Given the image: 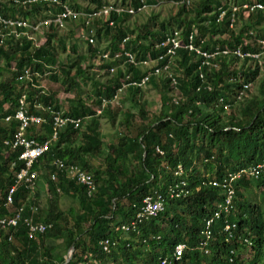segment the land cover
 I'll list each match as a JSON object with an SVG mask.
<instances>
[{"label":"trees","instance_id":"obj_1","mask_svg":"<svg viewBox=\"0 0 264 264\" xmlns=\"http://www.w3.org/2000/svg\"><path fill=\"white\" fill-rule=\"evenodd\" d=\"M71 1L74 4L71 6L83 8L76 0ZM146 1L149 5L160 0ZM166 1L177 2L179 8L175 15L162 21L157 15H152L146 23H134L131 27L130 19L134 14L125 10L112 12L105 22H97L98 44L104 39L110 41L104 51L87 44L86 54L81 53L79 45L73 42L72 54L63 60L58 56L60 40L53 26L40 47L26 38L15 42L11 38L0 46L6 64V69L0 71V219L11 212L4 201L14 184L15 173L23 166L18 160L20 150L3 145L4 139L18 132L20 123L14 118L11 121L5 118L15 115L23 95L29 105L39 101L43 106L51 105L56 110L63 108L56 93L37 88L36 85H40L38 77L34 76L32 81L24 84L20 79L23 70L30 68L40 74L52 71L50 78L62 82L66 91H76L67 115L83 119L78 129L70 125L63 128L44 159L36 164V170L43 167L46 172L40 171L36 191L20 186L14 197V208L24 207L23 217L29 216L36 222L48 224V230L44 235L30 239L23 223L8 231L0 227V264H65L72 245L75 249L68 264H155L164 258L174 261V250L180 243L188 247L182 258L183 264H264V208L246 197L243 201L245 195L242 193V188L251 190L253 182L262 188L264 200V173L250 179H237L233 183L237 190L235 205L238 211L234 217L237 224L235 236L225 241L222 224L218 222L214 228L215 240L209 247L210 254L206 255L196 248L202 237L204 218L222 197L219 188L203 185V175L209 174L206 178L211 180H222L230 170L264 164V80L259 87L261 96L250 95L264 63L258 65L255 60L240 61L234 56H220L211 59L209 65H202L203 59L196 52L180 49L177 51L176 66L172 69L181 93L179 103L172 101V80L167 75H153L148 85L160 94V112L152 114L147 111L142 100L143 89L128 88L126 97L133 108L138 106L141 124L133 128L132 123L137 116L131 107L109 105L106 112L112 126L124 129L115 136L117 141L111 143H105L100 131L104 118L100 115L104 112L97 114V111L102 106V99L112 98L127 73L131 74V81L145 75L141 67L127 65L125 55L115 59L117 53L123 52L122 46L124 54L129 52L139 60L148 54L157 58L169 47L156 48V44L166 40L167 33L177 28L188 35L193 25L198 28L194 44L211 52L217 46H236L249 30H254L258 37H264L263 11L252 13L248 18L242 11L236 12V27L243 19L242 29L236 32V28H229V5L224 6L228 10L224 21L220 24L216 21L222 0H190L189 4L183 0ZM90 2L92 5L85 10L100 8L106 3L104 0ZM129 2L122 0L126 8L134 6L139 9L142 6L140 0ZM11 4L13 7L10 9L0 5V14L14 16V13H20L28 19L32 13L48 8L40 4L17 8L14 1ZM242 47L243 50H260L254 41ZM61 50L65 51L64 45H61ZM105 51H108V58L102 57V54H107ZM87 55L100 62V68L106 72L114 68L113 74H107L105 79L100 73L89 74L88 67L84 66L88 63ZM118 62L125 67L118 68ZM12 64L15 69L11 70ZM254 64L257 65L255 69L252 68ZM5 72L11 77L4 78ZM247 82L252 83L249 96L237 101L243 83ZM87 84H91L92 91L86 100L81 94ZM221 97L233 103V107L241 104L239 110L235 112L232 106L225 109L218 105ZM6 104L9 108L5 112ZM28 109L38 112L33 106ZM44 130L46 136H39L40 141L50 135L51 126L46 125ZM29 133L35 134L32 129ZM157 147L163 154L156 150ZM57 158L80 166L92 176L96 188L90 191L86 184L51 166ZM179 166L183 167V172L176 176L174 172ZM177 181L187 183L191 191L189 196L179 199L170 197L169 187ZM44 187L48 188L51 197L41 204L40 193L45 191ZM157 193L165 195L166 211L156 218H147L140 225L139 234L128 233L124 235L128 239H122L123 231L119 225L136 218L143 199ZM63 197L77 200L79 208L63 210L60 206ZM34 203L38 208L32 213L29 207ZM247 237L254 244L252 259L243 257L241 252ZM107 238L118 243L110 254L101 245V241ZM59 239L65 242V254L59 255L50 242ZM232 250L238 253L232 255Z\"/></svg>","mask_w":264,"mask_h":264},{"label":"built area","instance_id":"obj_2","mask_svg":"<svg viewBox=\"0 0 264 264\" xmlns=\"http://www.w3.org/2000/svg\"><path fill=\"white\" fill-rule=\"evenodd\" d=\"M15 5H20L21 7H30L29 5L40 4L47 5V9L43 11L44 16L41 17V20L38 18L26 19L20 16L19 13H14L12 15H3L0 14V46L5 45L9 39L13 38L14 42L26 38L27 40L34 41V45L40 47V44L43 41H46V33L50 30L51 26L55 27L57 31L63 30L67 27L68 24L74 23L80 26L81 34L83 39L88 45L96 46V35H97V22H105L111 15L112 12H121L129 11L132 14H138L143 12L147 8L146 0H140L142 5L139 9H136L134 6L125 7L122 4V0H119L115 3H105L100 8L93 7L90 10L77 9L68 1L63 0H13ZM187 4L190 3V0H183ZM222 6L218 8V17L217 23H222L224 18L227 15L228 10L224 7L229 5L231 14L229 17V28H236V18L235 14L238 11H242L245 18H248L252 13L257 11L264 12V2H259L257 0L238 2L236 0H222ZM131 4V0L129 2ZM112 24V23H111ZM188 35H184L181 29H173L166 35V40L162 44H156V48L162 46H169L167 50L160 54L157 58H153L150 54L144 59H137L134 54L125 52L124 46L121 47V51L115 55V59H120L122 56H126L127 59L125 63L127 65H132L135 67H141L145 75L140 79L130 80L131 74L127 73L126 76L120 80V85L116 88V91L111 99H102V106L98 109L97 114H101L102 111L111 106H121V97L126 94L128 88H141L144 89L148 86L149 81L153 75L162 76L167 75L169 79L172 80L173 92L171 94L172 101L175 104H178L180 101L181 93L178 87L176 79L173 77L172 69L176 66L177 60V51L180 49H186L189 51L196 52L199 57L203 59L202 65H209L211 59L220 56H234L240 61L250 59L258 62V65L264 63V37H258L254 30H249L245 34L241 43L236 46H217L211 51L197 47L194 44V39L198 34V28L192 26ZM40 34L41 38L38 41L36 35ZM255 42L260 46L259 51H250L243 50L242 45L249 44L250 42ZM125 43V42H123ZM107 54H102V57L108 58ZM124 63V61H123ZM215 67H218L217 64H214ZM257 65H253L255 69ZM262 67V66H261ZM15 69V65L11 67ZM53 69V68H51ZM202 69V68H201ZM114 68H111L108 74H113ZM56 72V70H55ZM52 71L47 73H38L37 70H32L26 68L20 75V79L23 80L24 84L32 81L34 76L39 78V81H43L47 78H50ZM203 78V75H201ZM37 88H42L39 85H36ZM252 83L247 82L243 83L242 88L237 96V101H242L248 96V90L251 89ZM43 89V88H42ZM210 89V87H209ZM218 105L224 106L225 109H229L232 104L227 101L225 98L221 97L219 99ZM29 106H33L38 112H31ZM9 105L6 104L4 109L5 112L8 110ZM40 110V111H39ZM19 121L20 126L18 132L14 135L9 136L3 140V145L11 147L13 150H20L18 160L23 163V166L15 173L14 184L8 190L4 204L7 208L11 209V212L8 213V216L0 219V227L4 231L10 229H16L21 223L25 226L27 236L30 239H36L41 235H44L49 228L48 224L36 222L33 218L23 217L24 207L15 209V194L18 191L20 186H25L27 190L36 191V180L39 177V172L35 169L36 164L43 160L45 155L49 152L52 144L59 138L61 130L66 128V126H73V128L78 129L82 124L83 119L69 116L64 113L63 110H56L51 105L43 106L39 101H35L32 104H28L26 101V96L23 95L19 100V108L17 109L15 115H7L5 118L6 121H11L12 119ZM87 118H90L89 116ZM51 126L50 135L46 137L45 140L40 141L39 136H46L44 130L46 125ZM32 129L34 135L29 133V130ZM1 143V142H0ZM157 151L163 154L160 148H157ZM15 163L12 164V167ZM51 166L56 167L57 169L65 172L68 177L76 179L78 182L86 184L90 191L96 188L92 176L86 173L80 166L75 164L66 163L62 159H55L51 163ZM264 164L252 165L249 168H243L240 171L231 172L224 177L222 182L217 180L209 181L210 184L214 187H221L224 198L221 201H218L214 204L211 213L204 218V226L201 231V239L199 245L196 247L197 250L209 254L210 253V244L214 242V228L220 222L222 224V233L225 236V240L229 241L232 239L235 234L234 231L237 228L236 222L231 219L234 213V202L233 198L236 195V189L233 186V183L237 179H248L257 177L260 173L264 172L262 169ZM182 166H179L175 172V175L178 176L182 174ZM55 176L53 175V179ZM180 181L175 182L174 185L169 187V195L171 198L179 199L181 197H187L191 193L190 189L187 187V183ZM181 184V185H180ZM206 184V182H203ZM183 186V188H181ZM198 190V189H197ZM38 206L35 204L30 205L29 210L32 213L37 211ZM23 210V211H22ZM166 211V198L165 195L157 193L152 195H147L143 199V204L140 211L136 215V218L132 219L129 223L120 225V230L123 231L122 239H128V236L124 238L125 234L136 232L140 233V225L144 223L147 218H156ZM12 236L9 237L11 240ZM247 239L244 240V244H247ZM104 251L107 254H110L114 248L117 247L118 243L112 239H104L101 241ZM129 246V245H128ZM187 245L185 243H180L176 246L174 250L173 260L168 261V259H159L158 263L155 264H183V256L187 250ZM236 252L232 250L231 254L233 255Z\"/></svg>","mask_w":264,"mask_h":264},{"label":"rangeland","instance_id":"obj_3","mask_svg":"<svg viewBox=\"0 0 264 264\" xmlns=\"http://www.w3.org/2000/svg\"><path fill=\"white\" fill-rule=\"evenodd\" d=\"M13 0H0V5L1 6H7L8 9L12 8L13 5L11 4ZM77 4H79V6L83 7L82 9H85L88 6H91V2L90 0H76ZM106 3H115L118 2L119 0H104ZM197 1V0H196ZM199 1V0H198ZM229 2V0H227ZM68 2L72 5H74L72 3L71 0H68ZM194 2V0H193ZM239 2V1H238ZM240 3V2H239ZM17 8L21 7L20 5H16ZM178 3L174 2V1H166V0H160L157 4H147V8L143 11L140 12L138 14H134V16L130 19V26L133 27L134 23H138V24H142V23H146L149 18L152 15H157L159 20H163V19H168L170 18L172 15H175L178 12ZM20 14V13H19ZM35 18H38L39 20H41V17L44 16L43 11H40L38 13H33ZM21 16V14H20ZM134 20H136L137 22H134ZM242 24H243V19H240L239 25L238 27H236V32H239L242 29ZM57 36L60 40L61 45H64L65 51L62 52L61 50V45L59 43V41H57L58 44V56L63 59L66 60L67 56H70L72 54V44L73 42H76L79 45V50L80 52H87V44L86 41L83 39L82 34H81V28L79 25L74 24V23H70L67 25V27H65L63 30H59L57 31ZM36 39H40V34L36 35ZM110 41L107 39H104L102 41L98 42L96 41V46H98L102 51L105 50V47L108 45ZM108 52V51H105ZM2 53L0 52V71L1 70H5L6 69V64L4 61V58L1 55ZM88 58V63L84 66L88 67V73L89 74H93V73H100L102 74V78H108L107 77V72L105 69H101V63L98 62L96 59L94 60L92 57H90L89 55H87ZM122 65L124 66V64L122 62H118L117 63V67L121 68ZM12 66H14L12 64ZM91 66V67H90ZM125 67V66H124ZM174 68V67H173ZM12 69V68H11ZM60 72V71H59ZM57 73V75L59 77L60 73ZM1 73V72H0ZM4 78H9L11 77V74L9 73H3ZM264 67H262V71H261V75L259 78L256 79L254 86L251 89V97L252 96H261L260 92H259V87L262 83V81L264 80ZM56 79H46L43 80V89L46 92H51V93H56L57 94V99L59 102H61L62 105V110L67 111L68 108L71 106L72 104V99L75 97L76 91L75 90H71V91H66V87L62 82H56ZM82 84V83H81ZM85 85V84H83ZM143 103L147 106V111L149 113L152 114H157L160 112L161 109V101H160V94L154 90V88H151L149 85L143 89ZM91 91H92V87L91 84H87V86H83V94H81L84 99H88L89 95H91ZM78 93V92H77ZM170 95V94H169ZM126 98V99H125ZM129 98L126 97V94L123 95L121 97V106H123V108H130L132 112L135 114V116H137L134 120H133V128L136 127L137 125L141 124L139 122L140 117L139 115V108L138 106H135V108H133V106L131 105V102L128 100ZM129 101V102H128ZM92 101L90 100L89 103H91ZM241 105V104H240ZM240 105H235L233 108L235 110V112H237L239 110ZM106 109L102 111L101 114L104 115H100L101 117L104 116V118L101 120V127H100V131L103 134V137L105 138V143H111V142H116V135L119 132V130L124 129L123 127H120V129L118 128L117 125L112 126L111 122L109 121V115L106 112ZM226 115V114H225ZM227 116V115H226ZM95 163H98L97 161H95ZM44 168H41V170H43ZM46 172L44 171V174ZM40 177V175H39ZM40 183H43L42 180H40ZM261 190L262 188L257 187V185L255 183L252 182V189L251 190H245V188H242L243 194L245 195L243 198V201L245 200V197L247 199H249L251 202H258L261 205H263L264 208V200H262V195H261ZM41 195V200L40 203L41 204H45L47 202V198H49L48 196H46V194L44 195L43 193L40 194ZM60 206H62L63 210H68L71 207L78 209L79 208V204L77 202V200H74L70 197H63L62 199H60ZM51 244L56 248V251L58 252V254H65L66 253V246H65V242L63 239H59V240H54V241H50ZM241 252H243V257H248L249 259L253 258V252L250 248H243L241 250Z\"/></svg>","mask_w":264,"mask_h":264},{"label":"clouds","instance_id":"obj_4","mask_svg":"<svg viewBox=\"0 0 264 264\" xmlns=\"http://www.w3.org/2000/svg\"><path fill=\"white\" fill-rule=\"evenodd\" d=\"M147 2V1H146ZM182 30V29H181ZM12 66V65H11ZM12 70V69H11ZM248 96H249V94H248ZM247 96V97H248ZM230 102V101H229ZM231 103V102H230ZM232 104V108H233V103H231ZM60 110H62V109H60ZM64 111V113L67 115V111H65V110H63ZM157 148H159V147H157ZM157 148H156V150H157ZM163 152V151H162ZM161 154V153H160ZM76 165V164H75ZM252 165H249V166H246V167H243V168H249V167H251ZM41 168H43V167H40V170L38 171L39 172V175H40V171H41ZM183 168V167H182ZM243 168H240V169H237V170H230V171H228V173L225 175V176H227L229 173H231V172H236V171H240L241 169H243ZM45 169V168H44ZM178 169V168H177ZM176 169V170H177ZM43 172H44V170H43ZM176 172V171H175ZM175 172H174V174H175ZM264 172H262V174H263ZM209 174H204L203 175V177L202 178H204L205 179V182H206V184H208V185H211L212 186V184H210L209 183V181H213V180H215V179H213V180H211V179H209V178H206L207 176H208ZM224 176V177H225ZM39 178V177H38ZM224 179V178H223ZM223 179L222 180H217V181H219V182H222L223 181ZM248 179H250V178H248ZM206 184H203V185H206ZM46 186V185H45ZM212 187H214V186H212ZM214 188H219L220 190H221V194H222V197H221V200L224 198V195H223V192H222V188L221 187H214ZM42 189H44L45 191L44 192H42L44 195L46 194V196H48V197H51V195L50 194H48V188H46L45 189V187L44 188H42ZM58 192H60V189L58 188ZM243 193V192H242ZM41 194V193H40ZM244 195V194H243ZM236 196H237V190H236V195H235V197L233 198V202H234V213H233V216H232V218L231 219H233L234 221H235V219H234V217L236 216V214H237V208H236V202H235V200H236ZM221 200H219V201H221ZM218 202V201H217ZM216 203V202H215ZM35 205H37L36 203H34ZM32 205V204H31ZM38 206V205H37ZM119 227H120V225H119ZM215 235V234H214ZM249 237H250V234H249ZM249 237H247V238H245V239H247V241H248V243L247 244H243L242 242H240V243H242V245L244 246V248H250L251 250H252V252H253V254H254V244H253V240H250L249 239ZM125 240H127V239H125ZM231 240V239H230ZM226 241V240H225ZM233 251H235V250H233ZM236 254L238 253L237 252V250H236V252H235ZM234 253V254H235ZM185 254V253H184ZM205 254V253H204ZM210 254V253H209ZM233 254V255H234ZM207 255V254H206ZM67 257H68V253H67V256H66V260H67ZM248 258V257H247ZM71 261V260H70ZM69 261V262H70ZM68 262V263H69ZM184 262V261H183ZM67 263V264H68ZM65 264H66V261H65Z\"/></svg>","mask_w":264,"mask_h":264},{"label":"water","instance_id":"obj_5","mask_svg":"<svg viewBox=\"0 0 264 264\" xmlns=\"http://www.w3.org/2000/svg\"><path fill=\"white\" fill-rule=\"evenodd\" d=\"M144 155H146V154H144ZM74 245H72L71 247H70V250H69V252H68V257H67V260H66V264L72 259V256H73V253H74Z\"/></svg>","mask_w":264,"mask_h":264},{"label":"crops","instance_id":"obj_6","mask_svg":"<svg viewBox=\"0 0 264 264\" xmlns=\"http://www.w3.org/2000/svg\"><path fill=\"white\" fill-rule=\"evenodd\" d=\"M32 18H34L33 13L31 14V17H30L29 19H32ZM238 25H239V22H238ZM40 38H41V36H40ZM39 40H40V39H39ZM39 40H38V41H39ZM44 43H45V41H43V42L40 44V46H41L42 44H44ZM79 51H80V50H79ZM81 53H84V52H81ZM85 54H86V52H85ZM42 82H43V81L39 82V84H40L39 86L43 88L44 85H43Z\"/></svg>","mask_w":264,"mask_h":264}]
</instances>
